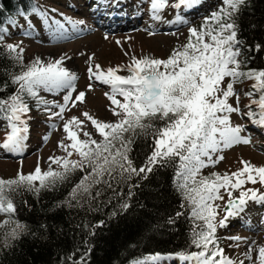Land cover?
<instances>
[{
    "label": "snow or ice",
    "instance_id": "1",
    "mask_svg": "<svg viewBox=\"0 0 264 264\" xmlns=\"http://www.w3.org/2000/svg\"><path fill=\"white\" fill-rule=\"evenodd\" d=\"M194 2L195 0H177L171 6L189 7ZM244 2L245 0H222L218 10L205 17L199 29L189 28L187 42L174 48L166 59L151 56L138 58L133 55L127 65L109 67L106 70L98 63H89L88 79L109 87L110 91L105 92L111 103L109 111L119 119L106 122L88 112L82 113L101 137L99 141L93 138L91 132L84 130L83 120L75 116L67 120L63 131L70 143L60 141L58 144L66 153L65 156L49 157L47 171H43L38 163L34 171L27 175L21 171L15 178H0V213L9 216L15 213L16 207L10 193L25 189L38 194L41 189L53 187L77 171L84 174L70 195L79 203L78 198H87L89 201L97 199L102 195L104 187L115 191L114 184L131 180L133 176L144 174L143 178L146 179L147 174L157 165L162 166L178 159L175 187L190 206L194 225L191 230V245L199 251L179 252L175 254L176 257L192 264H244L243 260L233 261L225 254L224 248L219 245L217 228L228 227L229 218L239 217L246 210L249 201L264 205V192L259 188L244 187L249 183H259L264 187V166L257 167L249 161L241 160L243 166L236 172L201 176L203 168L224 159L223 155H219L214 160L215 153L251 142L250 138L241 135L243 125H233L232 114L247 117L252 124L264 128V69L244 70L242 65L246 61L239 59L241 51L238 46L243 42L237 38L238 25L234 17ZM167 7L168 0H150L151 18L161 20L160 13ZM32 13L51 28L46 11L33 7ZM21 15L27 19L29 14ZM8 22L16 24L14 20ZM176 22H182V18L177 17ZM52 23L58 29L64 28L60 21L53 20ZM68 23L76 27L83 21L68 18ZM29 26L24 35L31 34V21ZM7 32L6 27H0V45L4 41L3 34ZM4 47L10 58L23 66V49L15 44ZM125 55L128 53L125 52ZM93 59L94 57H89V61ZM62 65L63 58L45 64L37 57L19 74L11 77L12 83L18 85L17 90L7 99L0 98V117L7 121L10 129L2 145L4 149L10 152L22 149L25 139L23 134L28 131L22 117L30 111L24 99L25 94L35 99L39 106L49 103L39 96L40 89L49 92L69 89L62 104L53 102L58 111L45 109L50 113V118L60 117L62 120L64 113L70 110L69 104L76 107L77 102H85L86 93L83 91L73 98L72 92L76 91L74 81L78 77ZM125 70L128 75L119 74ZM245 81L253 82L250 90H237L236 86ZM88 88L91 90L92 85L89 84ZM241 94L249 99V103L244 106L247 111L243 112L240 107ZM231 98H235V106L229 103ZM252 105L256 106L255 110ZM156 121L162 123L157 126ZM51 127L56 129L57 125L53 124ZM81 134L86 139H81ZM138 134L151 135L152 138V150L139 168L129 158L133 138ZM49 138L50 136H45L44 140ZM74 154L79 158L71 159ZM52 164L57 168H52ZM222 189L227 193L228 200L224 205L225 215L217 223L220 206L215 201L224 199ZM234 191H239V196H233ZM121 207L127 208L128 205L122 204ZM182 214L178 212L176 215ZM3 226L0 224V227ZM22 227L17 222L10 233L11 237L16 238ZM228 239L236 241L237 247L239 242L247 243V239L239 235ZM253 251H258L257 264H264V245L258 246V249L251 244L248 246L245 257L250 262L253 260ZM170 258L171 255L164 257L155 254L146 259L158 261ZM78 264H84L83 257ZM133 264H144V261H135Z\"/></svg>",
    "mask_w": 264,
    "mask_h": 264
},
{
    "label": "rangeland",
    "instance_id": "2",
    "mask_svg": "<svg viewBox=\"0 0 264 264\" xmlns=\"http://www.w3.org/2000/svg\"><path fill=\"white\" fill-rule=\"evenodd\" d=\"M118 0H42L38 7L47 12L50 17L51 28L45 26L40 18L32 15L29 21L32 22L30 35H24L28 31L29 23L18 18L20 23L11 25L8 32L4 34L3 45L15 44L23 49V62L30 65L37 57L45 64L55 62L63 58V67L74 73L78 79L74 81L75 92H72L73 98L83 91L86 93L84 103L77 102L76 107H71L64 113L63 120L60 117L50 118V113L45 111L51 108L52 112L59 109L55 104H62L64 95L68 94L69 89L49 92L44 89L39 90V96L43 97L49 103L47 105H37V101L30 107V111L22 119L26 121L28 131L24 133L22 149L19 152H10L2 147L10 129L7 127V121L0 119V178H15L18 172L25 175L31 173L37 164L43 171L49 168V157L65 156L66 153L58 147L60 141L65 144L70 143L66 139V133L63 131L64 123L72 117H78L84 121V130L91 132L96 140L101 137L95 132L93 126L82 115L88 112L93 117L106 122H115L118 117L112 115L109 111L110 101L105 96L109 88H104L95 80L88 79L87 68L89 63L100 64L103 70L109 67L127 65L131 57L151 56L154 58L166 59L174 48L180 47L187 42L189 28H198V25L204 21L213 11L218 10L222 0H195L189 7L181 6L174 8L171 5L177 0H169V7L163 10L160 15L161 20H153L150 15V0H121L118 6L128 4V7L121 9L128 18L117 20L118 25L114 23L107 24L105 10L108 5ZM55 9L56 11H52ZM121 11V12H122ZM123 13H118L115 18L123 17ZM177 17L182 18V22L177 23ZM68 18L72 21H83L82 24L73 27L68 23ZM104 18V19H103ZM60 21L64 25L63 29H58L52 21ZM130 20L129 26H124L125 22ZM109 22V20H108ZM154 33V34H153ZM107 37V38H106ZM117 41H120L117 44ZM125 52L128 55H125ZM89 57H94L89 61ZM120 75H128L127 71H122ZM88 82L93 83L91 90L88 88ZM227 83V80L226 82ZM237 90H242L236 86ZM241 94L240 107L242 112L247 111L244 107L249 102ZM122 99L121 97H117ZM229 103L235 106V98H231ZM233 125H243L242 136L250 138L249 144H237L233 147L223 149L213 155L215 160L219 155L224 159L215 165H209L201 170V176H211L213 173L236 172L242 168L241 160L249 161L251 164L259 167L264 166V128L252 124L247 117L232 114ZM57 125L53 129L51 125ZM50 136L45 141L44 137ZM81 139H86L81 134ZM73 155L71 159H78ZM52 168H57L55 164ZM245 188H259L264 192V187L259 183H251ZM223 200L215 201L219 205V215L217 223L225 215L224 205L227 203L228 195L222 189ZM233 196H239V191H234ZM262 213L259 218L252 217L251 223L246 216L255 213ZM264 218V205L249 201L246 210L241 214V218H229L228 227L217 228V237L220 247L224 248L225 254L233 261L243 260L244 264H257L258 251L252 252L253 260L246 259L245 253L251 244L254 248L264 245V235H258L257 228L262 226L260 220ZM6 214L0 213V224H5ZM250 223V224H248ZM4 227V226H3ZM0 227V228H3ZM239 235L247 239V243L237 242L228 237ZM144 264H192L190 261H182L179 258L161 259L158 261H144Z\"/></svg>",
    "mask_w": 264,
    "mask_h": 264
},
{
    "label": "trees",
    "instance_id": "3",
    "mask_svg": "<svg viewBox=\"0 0 264 264\" xmlns=\"http://www.w3.org/2000/svg\"><path fill=\"white\" fill-rule=\"evenodd\" d=\"M40 1L0 0V27L14 25L9 20L20 23L18 18L28 23ZM21 13L29 14L27 19ZM234 19L237 38L243 42L238 46L239 59L246 61L242 68L264 69V0H245ZM26 66L11 59L0 45V98L15 93L18 85L11 77ZM252 83L237 86L247 92ZM24 99L29 108L35 103L27 94ZM155 123L159 126L162 122ZM151 143V135L133 138L129 158L135 167L144 164ZM178 164L177 159L157 165L146 179L141 174L114 184L115 191L104 187L102 195L91 201L78 198L77 203L71 198L73 187L84 174L79 171L38 194L25 189L10 193L16 211L11 216L6 214L5 222L11 223L0 228V264H78L82 257L84 264H133L155 254L176 257L179 252L199 251L191 245L194 225L190 206L175 187ZM122 204L128 207L122 208ZM178 212L183 214L177 216ZM17 222L23 227L12 238L10 233Z\"/></svg>",
    "mask_w": 264,
    "mask_h": 264
},
{
    "label": "bare ground",
    "instance_id": "4",
    "mask_svg": "<svg viewBox=\"0 0 264 264\" xmlns=\"http://www.w3.org/2000/svg\"><path fill=\"white\" fill-rule=\"evenodd\" d=\"M120 2H121V0H118L117 3H115V1H114L112 5L110 4V5H108L106 7L107 9L105 10V15H104L105 17L104 18L107 19L106 20V23L107 24L114 23L115 25H118L117 20L121 19L122 17H120V18H117L116 17L115 18L116 12L117 11H120L121 12L122 11L121 9H123L124 7H128V4H125L123 6H118ZM122 13L124 15L123 16V19L128 18V16H126V13L124 11H122ZM108 20H109V22H108ZM129 22H131V21L130 20H127V22H125L124 26H129ZM97 83H99V82H97ZM88 84H91L92 86L94 85L91 82H88ZM101 86H103L104 88H109L108 86L103 85V84H101ZM241 214H243V213H241ZM261 214L262 213L259 214L257 212V213H255L253 215L250 214L249 216H246V217L249 219L248 221H250V223H251V220L250 219H252V217L254 218V215H255L256 219H258L259 218V215H261ZM240 218H241V215L239 217H236L235 219H238L239 220ZM260 221H262L261 222L262 226L259 225V227L257 228V230L259 231L257 236H260V234H263L264 235V218L262 220H260ZM250 223H248V224H250Z\"/></svg>",
    "mask_w": 264,
    "mask_h": 264
},
{
    "label": "water",
    "instance_id": "5",
    "mask_svg": "<svg viewBox=\"0 0 264 264\" xmlns=\"http://www.w3.org/2000/svg\"><path fill=\"white\" fill-rule=\"evenodd\" d=\"M171 259V258H170Z\"/></svg>",
    "mask_w": 264,
    "mask_h": 264
}]
</instances>
